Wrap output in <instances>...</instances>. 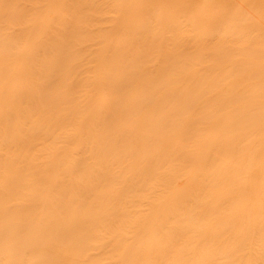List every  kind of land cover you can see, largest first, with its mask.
Masks as SVG:
<instances>
[{"label": "rangeland", "instance_id": "374dc122", "mask_svg": "<svg viewBox=\"0 0 264 264\" xmlns=\"http://www.w3.org/2000/svg\"><path fill=\"white\" fill-rule=\"evenodd\" d=\"M158 1L0 0V233L25 240L84 203L90 229L66 238L89 236L96 264H264V0Z\"/></svg>", "mask_w": 264, "mask_h": 264}, {"label": "bare ground", "instance_id": "6f19581e", "mask_svg": "<svg viewBox=\"0 0 264 264\" xmlns=\"http://www.w3.org/2000/svg\"><path fill=\"white\" fill-rule=\"evenodd\" d=\"M67 1H72V0H67ZM171 1L170 0H164V1L160 0L157 2L158 3L157 6L160 7L161 9H164V10L166 9V12H168V9L170 7L172 8L173 5L175 6V4H173V2H171ZM261 1L262 0H260V2ZM254 2H257V1H254ZM255 4H257V3H255ZM259 4H261V7H262L263 3H258L257 5H259ZM116 6L118 8H122L120 2H117ZM174 6H173V10L177 8V7L174 8ZM179 9L180 8H178L177 10H174V11H178V13H179V11H180ZM171 10H170V12H171ZM173 10H172V12H173ZM162 17H164L165 19L168 18V21H169L168 15H166V16L163 15ZM125 19H126L125 17H119L118 23L115 24L111 29L120 28L119 23ZM47 22H48L47 24H52V23H54V20L52 18H48ZM122 29L128 30L129 34L133 33V30L130 28H122ZM32 42L37 43L41 47H46L48 45V41L43 42L42 40H38V39H33ZM66 42L70 43V39H67ZM161 58H163V57H161ZM22 59H23V57H22ZM96 59H99L100 61L99 60L98 61L101 62V61H105L106 58L104 55H98V58L96 57ZM33 70H31V71H33ZM8 73H11V71H8ZM143 73H145V72L143 71ZM12 74L13 73H11V75ZM26 74L27 73H21L20 76H25ZM136 76H138V75H134V76L130 77L131 81H133ZM106 82H109V81H106ZM103 84L104 83H102L101 85H103ZM130 98H131L130 96L126 97V99H130ZM27 99L29 102H32L34 99V95L30 94ZM61 102L65 106H68L70 103V101H63V100H61ZM13 107L19 108L18 105H14ZM111 112H114V111L112 110ZM79 118L82 120L83 117L79 116ZM101 119H103L104 121L107 120L106 118H101ZM58 120H61V119H58ZM14 125L20 126L21 124L18 125V120H16L14 122ZM87 127L90 128V131L86 130V139H89L91 142V141L95 140V138H96L94 133H92V131H96L97 129L94 127V124L88 125ZM28 137L26 139L21 137L20 140L21 141L23 140L25 143L26 141H28ZM79 143H80V141H79ZM99 153L102 154V152H100V150H99ZM88 154L90 157H92L91 153H88ZM10 164L11 163H8V164L4 163V165L6 166L5 168L12 169L15 167V166L10 165ZM84 165H85V163L82 164V166H84ZM0 167H1V165H0ZM2 167H4V166H2ZM255 167H256V165H254V164H245L244 168H242V169L250 170V169H253ZM236 170H240L239 166L236 168ZM96 175L99 177L98 173H96ZM19 181H20V178H16L15 180L11 179V185L16 186V185H18ZM11 185H8L9 190H12ZM262 197L263 196L255 199V200H253L251 198H244V197H242L241 199L243 201V204L246 206H251V205L257 206V204L260 202ZM40 204H42V203H40ZM52 206L54 208H57V207L62 208L63 207V205L56 203L54 205L47 204L43 209H47V208H50ZM86 206H88V205L83 203V205H82L83 212L78 216V218L74 219L71 223L66 224V225L59 224L57 222V219L49 218V215H48L46 221L48 222L49 227H46L44 230H41V231H32V232L28 233L27 238L25 240H18V239H15L14 237H9L7 239L5 237L6 232L0 233V249H2V251L0 252V255H10L7 257H0V262H5L6 264H69V261H72L73 263H71V264H96V261H92L87 255H85L80 250V248L82 246L88 245V240L90 239L89 236H86V235L80 236L78 238H75L70 243H68V238H66V235L70 232H75V231L81 232V231L90 229V214L92 211H88L85 208ZM0 211L1 212L3 211V207L1 205H0ZM113 217L114 216L111 214H107L106 216H104L105 219H111ZM95 223H96V220L94 221V225H95ZM19 225H21V224H18L16 222L12 221L9 228H10V230H13L15 228V226H19ZM178 227H179V229H175V228L169 229L168 231H172L175 234H169L168 236H173V237L181 236L183 234L185 228H183L181 226H178ZM142 232H144V231L142 230ZM10 233H12V231H10ZM41 237H48V238L45 241L35 242L38 239H40ZM116 242L117 241H115V244H116ZM145 243H146V241H145ZM58 245H60L61 248L58 247ZM67 246L69 248L75 247V251L68 254L67 253ZM121 246H122L121 255H136L139 252V251L135 250L133 247L123 246V245H121ZM55 248H58V249L60 248V249L58 250ZM20 249H26V250L30 251L29 254H31V255L48 254L51 256L48 258H44V259L41 257H38V256H35V257L23 256L25 254L23 252H20ZM140 250H141V252L145 253V255H153V252L149 251L148 246L142 247ZM262 256L263 255H258V254L253 253V255H244V257H240L239 259L243 260V261H256V260L259 261V260H261ZM123 258H125L127 260L129 257L123 256ZM205 258H206V260H208L207 256ZM201 260H203V255L201 257ZM206 260H204V261H206ZM115 261L119 262V264H122V261L119 259V256L115 259ZM152 261H153V264H159L160 263L159 255H156V257ZM181 261L187 262V259L183 258ZM206 262L208 264V263H211L213 261H206ZM131 264H135V262L132 261Z\"/></svg>", "mask_w": 264, "mask_h": 264}]
</instances>
